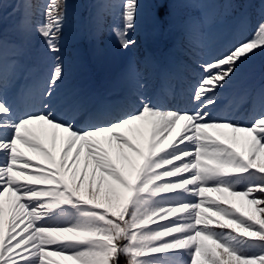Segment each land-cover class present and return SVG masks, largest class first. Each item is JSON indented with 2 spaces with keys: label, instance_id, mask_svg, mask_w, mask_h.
<instances>
[{
  "label": "rangeland",
  "instance_id": "rangeland-1",
  "mask_svg": "<svg viewBox=\"0 0 264 264\" xmlns=\"http://www.w3.org/2000/svg\"><path fill=\"white\" fill-rule=\"evenodd\" d=\"M12 3L13 12L5 19H25V25L19 21L14 30L21 34L28 60L38 70L53 71L58 44L71 50L79 71L75 84L90 82V65H94L114 78L113 89L130 95L139 87L137 62L150 49L145 27L151 0ZM5 5L0 0L3 13ZM217 5L218 0H173L171 13L176 42L185 41L191 46L186 48L201 57L197 68L206 73L202 89L225 94L258 75L264 23L255 36L242 37L241 31L234 36V26H245L247 20L219 16ZM63 8L48 21L45 12L59 13ZM5 22L0 18L1 24ZM6 62L1 58L0 65L8 70ZM12 89L11 83L10 100ZM50 96H56L51 88L47 99ZM133 97L141 113L114 127L84 133L49 117L54 113L58 118L66 111L64 118L70 120L65 97L49 99L46 114L32 116L17 127L15 117L8 115V102L0 101V138H8L0 139V264H114L116 249L95 211L109 214L132 203H138L140 210L131 236L133 253L139 257L136 264H195L196 254L206 248L201 219L212 213L209 207L214 201L215 186L210 189L207 183L224 168L227 144L219 135L228 129L205 115L217 109L215 103L201 117L185 118L164 109L149 111L145 108L149 105ZM218 110L223 113L224 106ZM246 136L250 143L258 137L253 131ZM257 150L255 154H264ZM75 184L92 189L88 210L70 200L55 203L50 194L53 188L66 189L76 197ZM111 189L116 200L109 196ZM239 208L253 225L241 234L264 241V233L258 232L264 229V186L240 201ZM13 224L17 232L11 230ZM7 233L23 234L18 241L25 248L14 251L4 242ZM185 249L189 259L181 263ZM253 256L255 263L264 264V252Z\"/></svg>",
  "mask_w": 264,
  "mask_h": 264
},
{
  "label": "trees",
  "instance_id": "trees-1",
  "mask_svg": "<svg viewBox=\"0 0 264 264\" xmlns=\"http://www.w3.org/2000/svg\"><path fill=\"white\" fill-rule=\"evenodd\" d=\"M153 4L150 10V20L152 21V33L153 38L158 44H161L164 39V35L167 32L169 27L167 8H166V0H153ZM227 4L230 5L232 11L235 13L241 12L244 8L254 1L253 7L249 10L248 16L254 22V26L256 27L261 20V16L257 14V7L260 5L263 0H226ZM258 17V18H257ZM162 45H158L159 51ZM159 54V53H158ZM65 58V56H64ZM258 82H264V57L262 60V70L260 78ZM259 130H257L258 141L255 139L252 141L251 145L247 140V132L243 131L240 134V138H232L233 143L237 146L238 150H241L244 153H247V156L251 162L254 163L257 167V171L254 173V177H248V180L251 183H255L259 176L260 172L264 171V154L257 155L251 151V146L255 147L256 152L257 149L262 150L264 153V116L261 118L259 122ZM257 143H256V142ZM237 164V163H235ZM239 166H244L242 164H238ZM259 169V171H258ZM109 192V196L116 200V194L113 189ZM107 192V194H108ZM92 194V189H86L85 187L80 188L81 197H86L87 195ZM247 196H252L250 192L245 193ZM247 199L246 197H241L233 194L232 192H228L226 190L222 191L218 194L217 204L214 206V215L208 219L207 216L204 218V232L207 236L210 237V243L208 250L205 251L202 255H198L196 259L198 264H257L250 260L248 257V252L250 248L255 245H249L244 238L238 237L236 234L231 236L232 243L230 242V247H225L222 244H219L213 240V238L221 237L222 239L225 236L229 235L230 231L240 232L246 229V226L249 225L252 228L251 220L243 217L239 211V201ZM135 208H125L118 209V211H114L109 215H105L108 222L107 231L109 233L110 241L113 246L116 248V258L114 264H136L137 257L132 253L133 243L131 241V233H132V223L134 222L137 212L135 213ZM264 220V219H263ZM238 230V231H237ZM226 231V235L224 234ZM259 233H264V229L259 228ZM229 237V236H227ZM264 248V245H263Z\"/></svg>",
  "mask_w": 264,
  "mask_h": 264
},
{
  "label": "bare ground",
  "instance_id": "bare-ground-1",
  "mask_svg": "<svg viewBox=\"0 0 264 264\" xmlns=\"http://www.w3.org/2000/svg\"><path fill=\"white\" fill-rule=\"evenodd\" d=\"M11 230H14V232H17V227L15 224L11 226ZM11 234L7 233V235L3 236L4 242L8 243L7 245H10L11 248H13L14 251H19L22 248H25V244L19 243V239L23 237V234L20 235H14V237H10ZM19 262V260L17 261Z\"/></svg>",
  "mask_w": 264,
  "mask_h": 264
}]
</instances>
